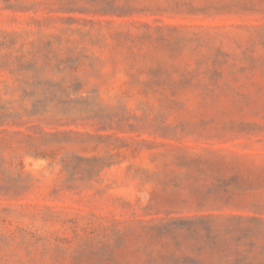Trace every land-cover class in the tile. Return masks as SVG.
Instances as JSON below:
<instances>
[{
	"label": "rangeland",
	"instance_id": "1",
	"mask_svg": "<svg viewBox=\"0 0 264 264\" xmlns=\"http://www.w3.org/2000/svg\"><path fill=\"white\" fill-rule=\"evenodd\" d=\"M199 215L264 217V0H0V264H173Z\"/></svg>",
	"mask_w": 264,
	"mask_h": 264
},
{
	"label": "trees",
	"instance_id": "2",
	"mask_svg": "<svg viewBox=\"0 0 264 264\" xmlns=\"http://www.w3.org/2000/svg\"><path fill=\"white\" fill-rule=\"evenodd\" d=\"M32 149L37 151L35 147ZM151 229L156 235L167 230L173 239L180 235L199 243L191 249L195 256H174L173 264H264V217L261 216L178 217L156 223ZM205 252L212 255L210 260L201 257Z\"/></svg>",
	"mask_w": 264,
	"mask_h": 264
}]
</instances>
